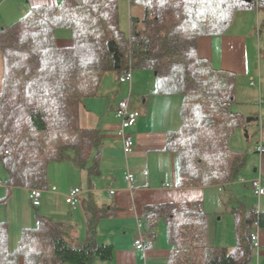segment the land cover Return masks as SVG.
Returning <instances> with one entry per match:
<instances>
[{
	"label": "trees",
	"instance_id": "obj_1",
	"mask_svg": "<svg viewBox=\"0 0 264 264\" xmlns=\"http://www.w3.org/2000/svg\"><path fill=\"white\" fill-rule=\"evenodd\" d=\"M122 1L61 0L0 25L5 62L0 169L6 185L45 190L53 163L91 165L95 174L102 139L98 130L81 127V106L99 95L107 74L120 78L127 69L152 72L157 94L182 98V124L167 142L176 156L179 186L222 185L241 176L246 154L231 150L230 139L255 119L233 111L237 75L201 57L198 43L225 34L236 15L248 10L263 17L257 23L262 35L264 0H134L129 34L121 27ZM134 8L143 14H133ZM61 29L71 32L72 46L58 44ZM86 211L88 234L82 245L73 242L64 223L39 216L35 227L22 230L12 250L8 224H0V264H19L21 257L26 264L112 260L113 245L99 244L95 236L102 212L93 201ZM248 213L244 222L237 221L238 245L232 250L210 246L207 215L197 204L147 207V234L152 240L157 220H165L173 247L170 264H247L254 222L264 223L262 213L258 218Z\"/></svg>",
	"mask_w": 264,
	"mask_h": 264
},
{
	"label": "crops",
	"instance_id": "obj_2",
	"mask_svg": "<svg viewBox=\"0 0 264 264\" xmlns=\"http://www.w3.org/2000/svg\"><path fill=\"white\" fill-rule=\"evenodd\" d=\"M60 1L0 0V25L13 24L37 7L55 6ZM132 1L123 0L120 4L121 24L122 9L128 14L125 28L121 25L128 34ZM260 21L262 17L255 10L238 13L225 34L202 37L198 43L201 57L208 59L215 68L237 75L233 111L245 119H255L237 128L230 139L231 150L245 153L247 159L237 180L213 186H179L176 156L167 149V142L169 133L182 124L181 96L157 94L155 75L149 71H134L131 91L130 86L119 82L118 75L107 74L99 95L87 100L80 111L81 127L98 130L102 139L100 163L95 174L90 171L91 165L80 169L71 162L51 164L42 205L34 207L36 212L33 213L28 207V202L33 207L28 188L6 185V174L0 169V224H8L10 249L17 248L22 230L35 227L39 216L64 223L73 242L82 245L88 234L86 206L90 201L102 212L96 226L98 243L114 247L112 260L98 264L171 263L173 247L165 220H157L152 240L147 234L145 210L150 206L197 204L207 215L210 246L234 249L238 245L237 221L244 222L248 212L256 205H259L264 218V196L258 199L252 187V181L257 178H262L264 184V153L258 151L259 145H264V101H258L264 89L259 90V95L255 91L263 83L260 74L259 83L255 82L258 72L256 63L260 65L264 60L259 42L261 37L256 32ZM56 35L60 46H72L70 31L66 33L61 29ZM4 78L5 62L0 51V92ZM129 98L131 109L140 112V118L128 130L135 143V150L126 156L119 136L121 121L115 111L122 101ZM128 171L135 176L133 187L126 179ZM94 182L95 185H92ZM51 187H56L59 192H50ZM74 187L89 191L84 194L76 209L65 201V194ZM111 190L115 191V195H111ZM17 205L20 206L18 210ZM15 212L18 219L14 218L17 224L14 235L11 216ZM139 236L148 242L144 250L135 247ZM259 243L258 248L252 246V256L247 264H264V223L259 230ZM19 264H26L23 257Z\"/></svg>",
	"mask_w": 264,
	"mask_h": 264
},
{
	"label": "built area",
	"instance_id": "obj_3",
	"mask_svg": "<svg viewBox=\"0 0 264 264\" xmlns=\"http://www.w3.org/2000/svg\"><path fill=\"white\" fill-rule=\"evenodd\" d=\"M257 35L258 37L261 36V31H260L259 26L257 27ZM119 81L120 83L127 84L131 87L133 83V70L131 69L125 70L120 76ZM115 113H116V117L120 119L121 121L119 136L122 139L123 152L126 156H128L132 154L133 151L135 150V143L133 141L132 136L129 135L128 130L133 128L137 124L140 118V112L131 109L130 99H126L120 103ZM258 151L260 153H264L263 144L259 145ZM126 179L128 183L130 184V186L133 187L135 183V176L131 171L127 172ZM92 185H95V182L92 183ZM252 187L254 190V194L258 199L264 196V184H263L262 178L254 179L252 181ZM49 191L52 193L59 192L56 187H51ZM28 192H29V199L33 207L35 208L41 207L42 200H43V194L45 193V190L34 186V187L29 188ZM87 192L89 191L81 187L72 188L67 194H65L66 204L76 209L79 206L84 194ZM110 193L111 195H115L114 190H111ZM250 213L255 215L258 218L261 215V210H260L259 205L253 206L250 210ZM260 228L261 226H260L259 219H256L253 225V232L251 234V243L254 248H258L260 246V243H259ZM147 245H148V242H146L142 236H139L135 241V247L138 250H144L147 247Z\"/></svg>",
	"mask_w": 264,
	"mask_h": 264
},
{
	"label": "rangeland",
	"instance_id": "obj_4",
	"mask_svg": "<svg viewBox=\"0 0 264 264\" xmlns=\"http://www.w3.org/2000/svg\"><path fill=\"white\" fill-rule=\"evenodd\" d=\"M121 13H122V18H121V20H122V27L123 28H125L124 26V24H125V22H126V18H127V15H126V13H125V11H124V9H122V11H121ZM133 14H135V15H140V14H143V10H142V8H134L133 9ZM263 18V17H262ZM124 30V29H123ZM60 31V30H59ZM62 31H64V32H66V33H68V31H66V30H62ZM61 33V32H60ZM58 36H59V33H58ZM129 36V35H128ZM259 42H260V45H261V49H262V51H263V54H264V33L261 35V38L259 39ZM256 67H257V71L259 72L260 71V73H258L257 72V77L255 78V82H257V83H259V74L261 75V80H263V83H262V86H261V88L260 89H258L259 88V86H257L258 88H255V91H257L258 92V95H259V90H262V89H264V60L260 63V65H259V63L257 62L256 63ZM134 73V72H133ZM258 101H259V103H263V101H264V94H263V96L262 97H259L258 98ZM235 143V142H234ZM28 207L31 209V212H33V213H35L36 212V209L34 208V207H32V206H30V204H29V202H28ZM18 208H20V206H18L17 205V207H16V209L18 210ZM18 212V211H17ZM17 212H15L14 213V215H12L11 217H12V220H13V228H14V235L16 234V232H17V229H15V228H17V224L16 223H14V218H16V220L18 219V215H17ZM74 214V213H73ZM76 215H77V213H76ZM76 220H78V217L76 218ZM17 222V221H16ZM87 233H88V231H87ZM95 236H96V240H98L97 239V228L95 229ZM18 241H16V243H17ZM98 242V241H97Z\"/></svg>",
	"mask_w": 264,
	"mask_h": 264
}]
</instances>
